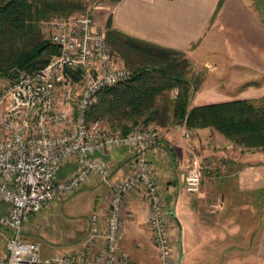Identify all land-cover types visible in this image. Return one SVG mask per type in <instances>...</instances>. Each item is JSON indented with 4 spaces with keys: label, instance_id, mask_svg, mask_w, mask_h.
<instances>
[{
    "label": "built area",
    "instance_id": "1",
    "mask_svg": "<svg viewBox=\"0 0 264 264\" xmlns=\"http://www.w3.org/2000/svg\"><path fill=\"white\" fill-rule=\"evenodd\" d=\"M42 24L61 52L47 66L0 83V226L8 232L0 264H138L121 248L127 196L138 190L149 203L148 223L161 264H175L173 220L149 155L157 129L139 124L123 133L89 121L99 92L128 81L133 71L119 64L107 27L94 13ZM184 134L190 137L191 129ZM123 146L134 152L132 169L114 181L111 163L99 155ZM69 163L76 167L59 176ZM208 165L197 157L190 162L188 192H201ZM94 176L110 187L107 213L91 215L78 247L44 256L40 242L23 236L24 224Z\"/></svg>",
    "mask_w": 264,
    "mask_h": 264
},
{
    "label": "crops",
    "instance_id": "2",
    "mask_svg": "<svg viewBox=\"0 0 264 264\" xmlns=\"http://www.w3.org/2000/svg\"><path fill=\"white\" fill-rule=\"evenodd\" d=\"M111 22L129 36L185 53L205 70L191 106L264 96V0H120ZM154 127L159 138L149 155L172 232L182 237V264H264V151L241 147L210 126L192 128V137L183 124ZM203 154L209 165L202 190L188 192L187 167ZM99 156L111 163L114 181L132 169L130 147ZM100 185L94 203L105 216L109 187ZM149 217L144 191L128 194L121 248L138 264H154ZM5 247L6 241L0 251Z\"/></svg>",
    "mask_w": 264,
    "mask_h": 264
},
{
    "label": "trees",
    "instance_id": "3",
    "mask_svg": "<svg viewBox=\"0 0 264 264\" xmlns=\"http://www.w3.org/2000/svg\"><path fill=\"white\" fill-rule=\"evenodd\" d=\"M81 9L80 0H0V76L16 79L20 71L47 66L61 50L44 38L41 24L69 18ZM107 39L133 75L99 92L90 109V122L123 133L139 124L211 126L241 147L264 151V96L192 107L193 81L186 77L188 61L181 59L185 53L120 32L111 19ZM173 89L178 90L175 97L170 94Z\"/></svg>",
    "mask_w": 264,
    "mask_h": 264
},
{
    "label": "rangeland",
    "instance_id": "4",
    "mask_svg": "<svg viewBox=\"0 0 264 264\" xmlns=\"http://www.w3.org/2000/svg\"><path fill=\"white\" fill-rule=\"evenodd\" d=\"M80 2L83 4L84 9L73 12L72 16L91 12L96 15L99 23L107 27V24L111 19V7L114 2L110 0H80ZM53 20H55V18ZM41 30L44 38L50 39V32L45 25L43 26V24H41ZM109 44L113 55L116 57L117 61H119V64L121 66L128 67L124 59L114 52L111 43ZM181 59H186L188 61L186 77L193 81L191 90L192 97L194 90L200 87L201 83L204 81L206 72L202 68H195L194 64L187 57ZM6 80H8V78L0 76V83L5 82ZM174 92L175 89H173L170 94L173 96ZM150 127L155 129L154 125H151ZM192 128H190V137H192ZM196 157L198 159H202L203 161L206 160V156L204 154L201 157ZM75 167L76 166L73 163L67 164L59 172V176L62 177L68 175L67 172L73 170ZM90 181L72 195L54 200L42 211L32 215L24 224L23 236L27 239L40 242L44 256L67 253L78 247L85 240L90 228V217L93 213L97 212L94 203L96 193H100V190H102L100 180L97 187L90 185ZM104 188V197L106 201L109 202L110 187L109 190L105 186ZM7 235L8 232L6 229L0 226V245L3 246ZM173 239L175 244V264H182L184 253L182 237L179 231L173 234ZM181 243L182 247L180 246ZM153 245V250L151 251L153 263L161 264L160 258L158 256V250L154 242Z\"/></svg>",
    "mask_w": 264,
    "mask_h": 264
},
{
    "label": "water",
    "instance_id": "5",
    "mask_svg": "<svg viewBox=\"0 0 264 264\" xmlns=\"http://www.w3.org/2000/svg\"><path fill=\"white\" fill-rule=\"evenodd\" d=\"M170 214H171V212H170ZM180 246L182 247V243L180 244Z\"/></svg>",
    "mask_w": 264,
    "mask_h": 264
}]
</instances>
